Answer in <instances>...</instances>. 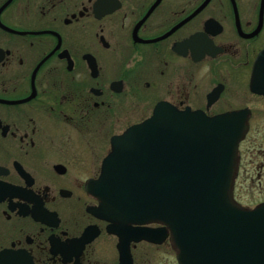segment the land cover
Segmentation results:
<instances>
[{
    "label": "flooded vegetation",
    "instance_id": "flooded-vegetation-1",
    "mask_svg": "<svg viewBox=\"0 0 264 264\" xmlns=\"http://www.w3.org/2000/svg\"><path fill=\"white\" fill-rule=\"evenodd\" d=\"M263 87L264 0H0V264H154L146 244L179 264L87 185L166 102L247 120L233 197L263 204Z\"/></svg>",
    "mask_w": 264,
    "mask_h": 264
},
{
    "label": "water",
    "instance_id": "water-1",
    "mask_svg": "<svg viewBox=\"0 0 264 264\" xmlns=\"http://www.w3.org/2000/svg\"><path fill=\"white\" fill-rule=\"evenodd\" d=\"M247 129L235 112L159 103L113 139L98 182L87 185L101 201L92 212L140 240L161 243L169 230L179 264H264V203L250 209L233 197ZM148 223L162 226L133 227Z\"/></svg>",
    "mask_w": 264,
    "mask_h": 264
},
{
    "label": "rangeland",
    "instance_id": "rangeland-1",
    "mask_svg": "<svg viewBox=\"0 0 264 264\" xmlns=\"http://www.w3.org/2000/svg\"><path fill=\"white\" fill-rule=\"evenodd\" d=\"M143 256L154 264H172L171 262L175 261V254L170 245L152 247L146 244L144 245Z\"/></svg>",
    "mask_w": 264,
    "mask_h": 264
}]
</instances>
